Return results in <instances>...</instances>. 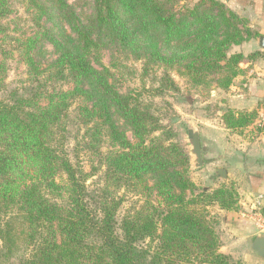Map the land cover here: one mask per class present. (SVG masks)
I'll use <instances>...</instances> for the list:
<instances>
[{
    "label": "trees",
    "instance_id": "1",
    "mask_svg": "<svg viewBox=\"0 0 264 264\" xmlns=\"http://www.w3.org/2000/svg\"><path fill=\"white\" fill-rule=\"evenodd\" d=\"M58 1L59 18L75 41L61 44L44 27L27 39L26 64L34 81L46 72L47 79L71 87L40 92L38 84L0 99V264H241L220 252L206 211L213 204L236 210L237 192L222 186L194 195L183 148L174 142L165 146L164 128L150 105L121 93L109 70L98 71L93 61H99L104 44L113 43L143 59L144 74L161 67L162 85L171 90L172 68L196 80L229 72L218 86L227 89L242 57L226 51L249 38L238 28L246 21L217 0H198L180 14L164 0H95V16L79 22L71 7ZM34 7L41 12L39 21L46 10ZM10 14L8 0H0V22ZM44 40L53 44L56 58L38 72L30 53ZM8 59L0 48V94ZM73 106L87 132L93 135L94 121L102 125L111 146L100 190L86 185L88 176L61 148ZM246 115L228 111L223 122L228 129L243 128ZM122 189L145 202L118 220L122 197L112 193Z\"/></svg>",
    "mask_w": 264,
    "mask_h": 264
},
{
    "label": "rangeland",
    "instance_id": "2",
    "mask_svg": "<svg viewBox=\"0 0 264 264\" xmlns=\"http://www.w3.org/2000/svg\"><path fill=\"white\" fill-rule=\"evenodd\" d=\"M62 1L71 7L79 22H85L88 18L95 16V0ZM164 1L168 2L169 6L178 14L190 10L198 2V0ZM8 3L11 6V14L0 22L5 29V33L0 34V48L9 57L6 62V87L4 93L0 94V99L5 98L12 91H16L18 94L26 93V90H32L38 84L41 87L39 88L40 92L69 89L71 86L63 81L47 79L46 72H43L37 77L38 80L34 81L32 79L34 76L28 71L25 57L28 52L27 39L36 33L40 35L44 27L50 30L52 37H55V40L61 44L70 43L71 39L75 41L74 33L70 31L68 24L59 18L60 1L8 0ZM39 4L43 6V12L46 10V14L43 13V16L37 21L41 12L34 5ZM238 16L246 21L244 28L238 27L244 37L246 35L244 33L250 34L246 41L254 38L255 34L249 27L248 20L243 16ZM37 24L41 28H37L35 26ZM240 45L229 46L226 55H240L233 53L232 50ZM160 48H162L163 55L168 54L162 46ZM34 51L35 48L30 55L33 57L34 67L38 72L45 69L47 64L56 58L54 46L48 40L43 41L36 53ZM254 56H256V60L259 58L257 55ZM247 57V59L242 57L233 67L236 76L232 78L227 89L218 86L220 79H222V85L224 77H230L229 72L221 75H207L202 80H196L181 76L179 74L181 68H172L169 70V76L174 81L175 88L171 90L162 85L164 72L161 67L151 66L147 74H144L143 59L136 60L132 53L126 52L119 45L113 43L103 45L99 52V61H93V67L98 71L107 68L121 93H130L139 101L150 105L152 113L159 120V125L164 128L165 146H168L170 142L177 143L188 155L189 179L196 187L194 195L201 190L211 193L222 186L228 190H235L238 195L240 190L244 191L249 176L260 171L257 162L264 160V98L256 109L245 112L238 110L233 104L240 95L237 88L247 83L245 76H247L251 61L255 60L251 56ZM241 75L244 76L243 79L237 80V83H241L238 86L236 79ZM228 111H233L236 115L247 114V125L236 130L228 129L223 122V117ZM67 115L64 130L61 132V148L73 167L88 176L86 185L100 190L105 183L104 159L111 149L107 137L104 136L102 125L98 124V121L90 124L95 128L92 135L91 132H87L88 128L81 124L78 111L74 106L68 110ZM187 129L199 131L203 158V165L200 168L194 167V157L190 154V146L186 139ZM169 132H172V138H169ZM126 134L131 139L129 130ZM262 148L263 151L260 150ZM215 169H224L227 172L226 179H221ZM112 194L115 199L122 197V204L117 212L118 220L128 213L138 210L145 202L144 196L135 195L130 190L122 189ZM188 197L190 198V196ZM218 210L220 209L216 204L209 205L206 210L207 219L211 222L215 233L219 222L218 213L220 214V212ZM22 229L20 227V230ZM230 260L236 262L231 258Z\"/></svg>",
    "mask_w": 264,
    "mask_h": 264
},
{
    "label": "crops",
    "instance_id": "3",
    "mask_svg": "<svg viewBox=\"0 0 264 264\" xmlns=\"http://www.w3.org/2000/svg\"><path fill=\"white\" fill-rule=\"evenodd\" d=\"M224 3L231 11L245 17L249 27L254 31V38L234 47L233 53L240 54L244 59L251 56L257 60L251 61L248 68L246 84L238 87L240 92L234 107L245 112L256 109L264 98V50L258 46L259 38H264V0H217ZM244 75L238 76L243 79ZM242 88V89H241ZM244 88H246L244 90ZM231 105V103L229 102ZM261 111V110H260ZM258 112V111H257ZM263 151V148L260 149ZM259 170L249 176L244 191L238 192V206L233 211L218 210V227L216 233L220 240V252L241 264H264V258L254 256L250 246L258 234H264L257 229L260 220L264 219V160L258 161ZM257 208V213L253 212ZM255 214V215H254ZM259 215V217H258Z\"/></svg>",
    "mask_w": 264,
    "mask_h": 264
},
{
    "label": "water",
    "instance_id": "4",
    "mask_svg": "<svg viewBox=\"0 0 264 264\" xmlns=\"http://www.w3.org/2000/svg\"><path fill=\"white\" fill-rule=\"evenodd\" d=\"M258 46L264 50V38H259ZM187 143L190 146V154L194 157V167L200 168L203 165L200 134L197 129H187ZM215 172L223 180L226 179L227 172L224 169H215ZM251 253L259 258H264V234H258L253 239L250 246Z\"/></svg>",
    "mask_w": 264,
    "mask_h": 264
},
{
    "label": "built area",
    "instance_id": "5",
    "mask_svg": "<svg viewBox=\"0 0 264 264\" xmlns=\"http://www.w3.org/2000/svg\"><path fill=\"white\" fill-rule=\"evenodd\" d=\"M257 208L255 207L254 209H253V212H255V214H258L257 213ZM254 214V215H255ZM258 217H259V215H258ZM257 229L259 230V231H262L263 233H264V219H262V220H260L259 221V223H258V225H257Z\"/></svg>",
    "mask_w": 264,
    "mask_h": 264
}]
</instances>
